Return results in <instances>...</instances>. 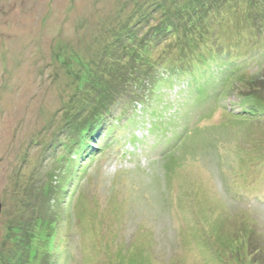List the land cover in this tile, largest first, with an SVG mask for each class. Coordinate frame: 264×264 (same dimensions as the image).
<instances>
[{"label":"rangeland","instance_id":"obj_1","mask_svg":"<svg viewBox=\"0 0 264 264\" xmlns=\"http://www.w3.org/2000/svg\"><path fill=\"white\" fill-rule=\"evenodd\" d=\"M237 2L238 12L196 32V50L183 54L199 55L202 43L227 64L238 52L231 45L243 40L247 46L238 17L246 18L241 13L248 5ZM179 3L0 0V264H264V40L238 52L246 65L228 89L222 82L233 72L218 64L210 69L218 91L207 101H194L188 70L172 77L157 67L150 73L155 86L132 84L149 74L148 67L132 72L136 57L165 61L170 39L164 31L154 46V37L141 38ZM250 35H264V25L257 23ZM100 96L106 104L118 101L114 106L127 115L116 123L118 136L107 140L102 126L100 150L90 151L73 131L93 116ZM222 101L236 105L234 112L259 105L252 118L260 120L236 131L230 122L215 151L217 126L225 117L233 121L219 110L208 116ZM182 123L190 133L178 139ZM205 124L212 125L196 130ZM201 133L216 137L200 139ZM78 142L91 154L80 163L67 152ZM233 151L230 162L226 154ZM45 232L55 235L42 251Z\"/></svg>","mask_w":264,"mask_h":264},{"label":"trees","instance_id":"obj_2","mask_svg":"<svg viewBox=\"0 0 264 264\" xmlns=\"http://www.w3.org/2000/svg\"><path fill=\"white\" fill-rule=\"evenodd\" d=\"M244 2L246 3V6L247 5L248 6L247 8H243V12L241 14L246 18L241 19L240 17H238L240 19L239 21H241L238 28H241L243 25L241 29V33L238 34H240L242 38H245L246 40L245 45H247L249 48L257 49L260 47L258 46L259 41L264 40V35H259V36L256 35L257 37L252 36V39H249L251 38L250 30L254 29V26L257 23H262L264 25V0H244ZM237 3H238L237 0H182V3H179L175 7L176 10H174L173 8L172 9L167 8L163 12V14L165 15L163 20L158 25H153L149 27L147 31L144 33L143 38H141V42L146 43L148 42L149 38L154 37L155 38L153 42V46H154L159 40H162L161 34L162 31H164L170 39L169 41L167 40V43L163 47L164 54L162 55L164 56L165 61L163 63H160L154 60L152 61L151 59H147L146 57L143 58L141 55L139 57H136L135 58L136 67L132 72H134L135 70L142 71V69L148 67L147 70L149 74L146 76L145 75L146 73H142V75L133 78L132 84L135 86V88H140L145 80H148L153 86H155L157 82L154 77L157 71L156 69L157 67L165 66L164 67L165 71L168 74H171V76L174 73L180 75L184 74L186 70H188L192 74L190 75L191 77L187 78L188 80L187 84L189 87L195 89L194 98L196 100H200L201 97L203 96L204 90L206 91L207 86L213 85L210 84V82L214 81L215 77L209 71L214 65L218 64L220 66L226 67V69H228L230 72L236 71L240 67L241 63L245 61V60L240 61V65L237 63L239 61L238 58L243 55L241 53L239 54L238 52L240 51L242 52L247 47V46L244 47L240 44V42H242L243 40H239L236 44L231 45L232 49L230 48V51H234L233 48L237 47L238 52H236L234 56H231V54L229 55V57L227 56V60L229 59V62L227 64L224 59L215 60V56H216V54H214L215 51L206 48L205 44L203 45L202 43H199L201 48V53L199 55L192 58L185 56L183 53L187 52L188 48L190 47L193 48V51L196 50V46L198 45V43H194L192 41V39H196L195 38L196 32L203 33L202 31H207V29L210 27L209 24L210 25L216 24L219 23V21L224 20L222 17H220L223 13L228 14L230 12H233L235 14L236 12H238V5L240 3H238V5ZM245 30L247 33L245 32ZM222 32L220 31V34ZM223 34L225 35L226 33ZM219 39H217L218 44H220ZM210 42H216V41H210ZM164 48H167V50H165ZM173 50H175L176 55L173 58L166 57L167 51L169 52ZM149 52L150 51L148 50L146 53L149 54ZM130 53L132 56L134 55L133 51ZM204 53H208L209 56L208 57L204 56L203 55ZM212 56L214 57V59L212 63H210L211 60L210 57ZM233 63L236 65L232 66L231 64ZM153 70H155L154 76L150 75L151 71ZM202 80L204 82H202ZM113 90L116 89L110 88L107 90L109 92L108 96L110 97L114 96L115 93L113 92ZM135 92L136 91L133 89L131 94L133 95L135 94ZM122 94L123 92L119 93L117 97L122 96ZM250 96L252 99H254L255 96L257 95L252 94ZM104 100H105L104 97L100 96L96 102L95 105L96 111H94L93 116L91 115L89 117H86L85 118L86 122L80 127L76 126V129L73 131L78 134V138L80 142L84 143V141H86V146H89L91 148H93L95 143L94 144L90 143L92 141H90L91 138L88 139V135L93 136L94 132L95 134L97 132L99 135V132H102L103 129L102 126H105V130L107 134L112 132L116 127L114 124H116L118 120H124L123 117L127 115L125 109H121L120 111L117 110L118 108L117 106H114L113 103L118 104V101L115 102L113 98H110V101L108 102V104H106L103 103ZM111 111H113L114 113L116 112L113 118H110ZM75 112H77L78 115L82 112V110L78 108L76 109ZM110 119L112 120L111 125L109 123ZM127 120L128 118L126 119V121ZM80 142L77 143L78 146L77 149H75V151H72V149H68L69 151L67 150L68 153H73L75 155L76 158L75 160L77 162L78 159L80 160L90 156V151L95 150V148L94 149L89 148L90 151L87 150L85 152H82L83 143ZM96 145L98 146V143H96ZM76 161H75V165H76ZM46 223L50 227L56 224L55 221H49V220H47ZM51 224L53 225L51 226ZM54 235L55 232L54 233L45 232L41 234V236H39V239L41 240V244H42L41 245L42 251H45V249L47 248H51L50 238H52V236ZM249 245H251L250 242L248 246ZM7 264H11V263L7 262Z\"/></svg>","mask_w":264,"mask_h":264},{"label":"clouds","instance_id":"obj_3","mask_svg":"<svg viewBox=\"0 0 264 264\" xmlns=\"http://www.w3.org/2000/svg\"><path fill=\"white\" fill-rule=\"evenodd\" d=\"M94 133H95V132H94ZM94 133H93V136H90V137H89V139L91 138L90 141H92V142H90V143H93V144H94V140H95V139H96L97 142H98V139L95 138L98 134L96 133L97 135H96V134L94 135ZM92 137H93V138H92ZM94 138H95V139H94Z\"/></svg>","mask_w":264,"mask_h":264},{"label":"water","instance_id":"obj_4","mask_svg":"<svg viewBox=\"0 0 264 264\" xmlns=\"http://www.w3.org/2000/svg\"><path fill=\"white\" fill-rule=\"evenodd\" d=\"M0 210H1V202H0Z\"/></svg>","mask_w":264,"mask_h":264}]
</instances>
